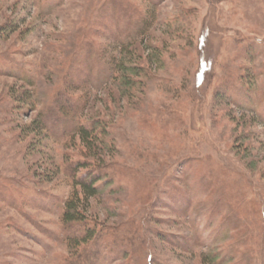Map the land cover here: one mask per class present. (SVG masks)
<instances>
[{"label":"rangeland","instance_id":"1","mask_svg":"<svg viewBox=\"0 0 264 264\" xmlns=\"http://www.w3.org/2000/svg\"><path fill=\"white\" fill-rule=\"evenodd\" d=\"M93 259L264 264V0H0V264Z\"/></svg>","mask_w":264,"mask_h":264},{"label":"trees","instance_id":"2","mask_svg":"<svg viewBox=\"0 0 264 264\" xmlns=\"http://www.w3.org/2000/svg\"><path fill=\"white\" fill-rule=\"evenodd\" d=\"M122 64V63H121ZM120 64V66H121ZM115 66V63L113 64ZM127 78L123 79L126 81V83H129L131 85L134 84V80L126 76ZM49 122L44 120L43 114L40 116V118L33 121V123L28 124L27 128L32 132L42 133L44 129H49L48 127ZM76 135H79V139L82 141L84 146L87 148L88 151H90V155L96 157L97 156V150H100V146L98 145L97 137L99 136V131L97 129L96 124L93 125V127H86L85 125H80L78 130L76 131ZM93 149L96 150V152L92 153ZM99 152V151H98ZM99 154V153H98ZM102 154V153H101ZM99 156H102V155ZM89 164L79 163L78 170L88 168ZM78 166V164H77ZM74 169V173L72 175L73 182L75 183L74 189L71 192V195L69 196L68 200L65 203L64 211L62 215V219L64 223L71 224V223H79L84 224L87 222L86 217L84 216V213L86 212L88 203L90 198L96 196L99 193V182H101L103 179H105L104 173H100V170L90 168L86 171L88 173L82 174L80 171ZM81 175V176H80ZM80 188V189H79ZM79 233L77 232L76 236H73L72 240L75 242V245L78 246L81 243L84 244L90 239H92L94 236H96V229L95 227L88 226L85 229L78 228ZM136 231V230H135ZM133 237L135 238V233H133ZM113 237L116 236L115 234L112 235ZM92 264H98L96 259L92 260Z\"/></svg>","mask_w":264,"mask_h":264}]
</instances>
